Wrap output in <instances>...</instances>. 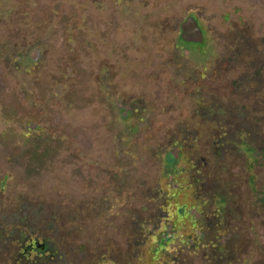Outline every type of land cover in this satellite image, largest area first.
Instances as JSON below:
<instances>
[{
	"label": "rangeland",
	"instance_id": "obj_1",
	"mask_svg": "<svg viewBox=\"0 0 264 264\" xmlns=\"http://www.w3.org/2000/svg\"><path fill=\"white\" fill-rule=\"evenodd\" d=\"M262 39L264 0H0V264H264Z\"/></svg>",
	"mask_w": 264,
	"mask_h": 264
},
{
	"label": "flooded vegetation",
	"instance_id": "obj_2",
	"mask_svg": "<svg viewBox=\"0 0 264 264\" xmlns=\"http://www.w3.org/2000/svg\"><path fill=\"white\" fill-rule=\"evenodd\" d=\"M192 22L191 23H189L188 24V27H187V29L185 28V27H183V29H182V34H181V38H183V36H184V34H183V31L185 32V31H190L189 33H194V35L196 34V32L194 31V28L196 27V25H197V22L196 21H194L193 19L191 20ZM2 26H4V23H3V25ZM48 27V26H47ZM196 29V28H195ZM49 30V28H47L46 29V33H44L46 36H47V41L45 42V44L43 45V48H45V50H44V52H43V54H48L50 57H53L54 56V54L56 53L55 52V49H48V46H51L52 44H53V41H52V39L50 38V32L48 31ZM198 31V35H199V38H200V31L199 30H197ZM247 37H248V34H247ZM180 38V37H179ZM180 38V39H181ZM205 41V37L204 36H202L201 37V42H204ZM264 42V39H262L261 40V43H263ZM4 44H6V43H4ZM4 46V45H3ZM13 42H12V40H10V42H9V46H8V50L7 51H4V52H1V54H0V57H2V60H7V58H8V55L10 54V53H13ZM242 49H244V48H242ZM3 53H5L6 55H3ZM9 53V54H8ZM14 53H17V52H14ZM36 53H37V55H38V52H37V49H36ZM240 54H244V52L242 53V51H241V53ZM242 55H240V57H241ZM230 60H235V58H231ZM247 67H248V64L246 65ZM232 67V66H231ZM231 67H230V71H232L231 70ZM231 73H233V72H231ZM113 75L114 74H112L111 75V77H110V79H111V82L113 81ZM255 75V73H248L246 76L247 77H250V76H252L251 78L252 79H254L253 78V76ZM103 93H105V94H107L109 97H114L113 95H112V92H111V87H110V85H107L104 89H103V91H102ZM111 100V99H110ZM110 100H108L107 101V105H109L110 103ZM229 110H231V108H229ZM233 110V109H232ZM231 110V111H232ZM215 112H218L219 114H220V118H219V120L221 121V135H220V139H223V137L225 136V135H223V133H222V131L224 130V129H227L228 128V126L231 124V120H234V115H236L235 114V112H227V110H226V108L223 106V107H221V111H219V110H217V111H215ZM225 112H226V114H225ZM222 117V118H221ZM229 119H231V120H229ZM228 120V121H227ZM227 121V122H226ZM230 127H232V126H230ZM229 127V128H230ZM254 136H256V135H254ZM199 218H200V216H199ZM223 231V230H222ZM229 235V237H231L232 235L231 234H228ZM234 235H236V233L234 234ZM215 238V237H214ZM225 238H227L226 236H225ZM224 238V239H225ZM222 248H224V246H221V250H222Z\"/></svg>",
	"mask_w": 264,
	"mask_h": 264
},
{
	"label": "trees",
	"instance_id": "obj_3",
	"mask_svg": "<svg viewBox=\"0 0 264 264\" xmlns=\"http://www.w3.org/2000/svg\"><path fill=\"white\" fill-rule=\"evenodd\" d=\"M9 54V53H8ZM11 60H12V58L9 56L8 58H7V60H5V62H7V63H10L11 62ZM10 61V62H9ZM126 115L129 117V116H131L130 115V112L128 111V112H126ZM124 119H126V117H123ZM247 150L249 151V152H251V154H252V156H253V158L255 157V151L253 150V149H251V147H249L248 146V148H247ZM257 154V153H256ZM175 156L174 155H172V154H168L167 156H166V158H165V160H166V162L167 163H170L172 160H173V158H174ZM176 197H178L179 195H180V192H179V190H177V192H176ZM179 198V197H178ZM41 208H43L42 206H41ZM40 208V209H41ZM182 207H180L179 208V210H180V214L182 213ZM189 212H191V210L189 211ZM45 213V212H44ZM41 214H43V213H41ZM196 221L197 220H192V224L193 225H195V223H196ZM47 229V228H46ZM11 233L13 234V236H14V243L16 244V245H18V250H19V252H20V254L21 255H26V254H32V253H37V252H40L41 253V251H45V250H47L46 252H49L50 251V245H48V244H44V243H37V242H35V241H31V238H32V236L33 235H31V233L29 232L27 235H24V234H21L20 232H18V230L17 229H14V230H12L11 229ZM22 236V237H21Z\"/></svg>",
	"mask_w": 264,
	"mask_h": 264
},
{
	"label": "water",
	"instance_id": "obj_4",
	"mask_svg": "<svg viewBox=\"0 0 264 264\" xmlns=\"http://www.w3.org/2000/svg\"><path fill=\"white\" fill-rule=\"evenodd\" d=\"M200 39V38H199Z\"/></svg>",
	"mask_w": 264,
	"mask_h": 264
}]
</instances>
